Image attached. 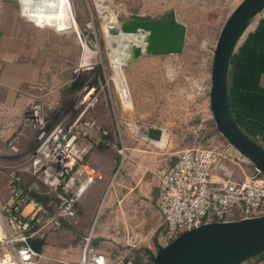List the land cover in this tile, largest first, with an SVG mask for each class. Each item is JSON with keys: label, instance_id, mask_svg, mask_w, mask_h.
<instances>
[{"label": "rangeland", "instance_id": "rangeland-1", "mask_svg": "<svg viewBox=\"0 0 264 264\" xmlns=\"http://www.w3.org/2000/svg\"><path fill=\"white\" fill-rule=\"evenodd\" d=\"M7 1L20 15L19 0ZM35 1L24 0L54 13L41 15L24 4L25 11L31 16L28 18L45 24H38L25 16L19 18L25 23L28 45L46 51L51 67L58 73V81L69 82L68 86H62L63 89L66 87L62 102L45 109L48 124L70 122L86 108L85 115L95 118L112 137V144L101 149L105 152L106 166L103 178L85 191L81 197L84 200L82 208L77 203V213L91 218L87 235L97 232V219L108 216L118 198L134 192L130 190L132 179L128 174V159L118 152L123 146L130 148L140 145L157 152L161 159H156L152 166L154 169L170 165L184 149L228 147L240 155V165L246 172H255L253 164L216 129L209 100L215 44L224 22L242 0ZM258 15L237 38L228 64V105L237 123L241 118L235 106L245 105L246 100L240 88L243 85V66L249 57L248 45L246 51L244 49L245 38L255 29ZM111 17L118 24L122 20L138 18L161 19L168 23L179 21L186 25V37L180 54L142 55L122 67L128 88L125 97L119 93L113 79L114 62L125 43L115 40L117 36L109 35L103 26ZM128 49L127 46L126 51ZM250 51L257 52V48L251 46ZM96 69L99 77L96 76ZM83 71L86 72L83 88L73 92L70 83L75 75ZM93 79L96 83L87 88L85 85H89ZM89 88L92 89L87 94ZM85 94L87 97L83 99ZM150 127L160 128L167 136L163 145L157 146L148 138L146 131ZM28 130L31 135L29 151L34 145L35 132ZM8 141L2 149L8 148ZM17 146L22 152L19 143ZM20 152L0 157V204L9 198L7 170L1 166L21 162ZM126 154L130 156L129 149H126ZM24 184L28 187L34 185L31 191L41 199H48L47 190L37 179L25 174ZM153 213V222L157 224L160 219L157 215L160 214L156 209H153ZM76 226L81 228L80 224ZM160 236L165 243L164 230ZM10 251L7 243H0V257Z\"/></svg>", "mask_w": 264, "mask_h": 264}, {"label": "built area", "instance_id": "built-area-1", "mask_svg": "<svg viewBox=\"0 0 264 264\" xmlns=\"http://www.w3.org/2000/svg\"><path fill=\"white\" fill-rule=\"evenodd\" d=\"M21 3L19 0L23 16ZM47 106L45 100H33L8 148L0 149V157L19 153V138L27 129L34 130L33 149H22L21 162L1 166L7 170L9 198L0 204V243H7L11 251L0 258L8 256L15 264H36V259L48 258L33 248L30 240H45L74 218L85 191L102 178L96 168L85 163V157L96 145L106 143L108 131L85 115L86 108L70 122L48 124ZM118 152L132 160L126 147ZM241 162L240 155L228 147L188 148L172 164L151 170L158 179L157 207L166 225L167 241L204 223L264 215V177L256 168L253 173L246 172ZM25 174L47 190L45 202L34 197V185L25 186ZM90 240L91 233L83 239L79 264H107L103 255L92 253ZM125 264L133 263L128 260Z\"/></svg>", "mask_w": 264, "mask_h": 264}, {"label": "crops", "instance_id": "crops-1", "mask_svg": "<svg viewBox=\"0 0 264 264\" xmlns=\"http://www.w3.org/2000/svg\"><path fill=\"white\" fill-rule=\"evenodd\" d=\"M25 5L41 15L54 13L32 4ZM258 14L255 29L245 38L244 49L246 51L248 45L249 57L243 66V85L240 87L246 97L245 105L235 107L239 110L241 121L238 123L242 131L264 147V8ZM19 18L23 17L9 1L0 0V149L19 129L24 111L33 100H45L49 106L59 104L66 89L62 86L69 85V82L58 81V73L51 67L46 51L28 45L25 23ZM251 46L257 48V52H251ZM30 136L28 130L19 138L23 151L29 148ZM139 146L126 147L132 159L126 164L132 179L130 190L134 192L118 198L111 213L97 219L98 230L91 235L92 253L103 255L107 264H125L131 259L133 264H151V255L157 252V247L168 244L160 236L166 227L161 215H157L160 216L157 224L152 215L153 209L158 212L159 187L151 170H154L152 166L156 159L161 157L157 152ZM104 148L95 146L85 157V163L96 168L102 178L106 172L105 152L101 151ZM83 202V199L79 201V207L82 208ZM79 224L81 228H77ZM90 224L91 218L86 214L76 213L60 230L44 240L40 251L48 258L36 259V264H79L83 239ZM238 264H264V251Z\"/></svg>", "mask_w": 264, "mask_h": 264}, {"label": "water", "instance_id": "water-1", "mask_svg": "<svg viewBox=\"0 0 264 264\" xmlns=\"http://www.w3.org/2000/svg\"><path fill=\"white\" fill-rule=\"evenodd\" d=\"M264 8V0H242L224 22L213 51L210 108L216 129L241 155L264 175V147L242 131L228 105V64L233 46L247 25ZM143 31L144 44H131L128 63L142 55L180 54L186 25L161 19L122 20L111 32ZM146 134L161 139L162 130L150 127ZM264 251V215L204 223L184 231L151 255V264H238Z\"/></svg>", "mask_w": 264, "mask_h": 264}, {"label": "bare ground", "instance_id": "bare-ground-1", "mask_svg": "<svg viewBox=\"0 0 264 264\" xmlns=\"http://www.w3.org/2000/svg\"><path fill=\"white\" fill-rule=\"evenodd\" d=\"M21 2H22L21 3L22 15L26 16V17H31L29 15V13L25 11L24 0H21ZM38 2L39 1H37V0L35 1V3H38ZM61 2L68 3L67 0H61ZM117 22L115 19H112V17H111V20L109 21V19H108V21H106L103 26H104L105 30L109 33V35L117 36V38H115V40L122 41L125 43L123 45V47H121L122 48L121 53H118L117 59H115V62H114V78H113L115 81L114 84H116V87H117L119 93L123 94L125 97L126 93H128V88H127V84H126V79H125L123 71H122V67H124V65L127 64V61L129 58V49L126 51V47L127 46L130 47V45L133 43L138 44L140 46H143L145 33L143 31H139L137 33L119 32V33L114 34L111 32V29L116 28L118 26ZM125 52H126V54H125ZM166 140H167V136L162 131L161 139L157 140L155 142H159V143H157V145L158 144L163 145ZM0 264H15V263H11L8 256H6L5 258H0Z\"/></svg>", "mask_w": 264, "mask_h": 264}, {"label": "trees", "instance_id": "trees-1", "mask_svg": "<svg viewBox=\"0 0 264 264\" xmlns=\"http://www.w3.org/2000/svg\"><path fill=\"white\" fill-rule=\"evenodd\" d=\"M168 22V21H167ZM174 23V22H172ZM95 73L97 74L96 76H100V73L97 71H95ZM84 74H86L85 71L83 72H80L78 73L77 75H75V77L73 78V80L71 81L70 83V86L71 87V90L74 92V91H80L82 88H83V85L85 83V77H84ZM96 83V80L93 79L92 82L89 84V85H85L87 88L89 86L93 87V85ZM68 87V88H69ZM90 89V88H89ZM248 101V100H247ZM247 103V102H246ZM248 105V103H247ZM232 113V112H231ZM107 141L108 143H105L104 144H99L98 146L101 147V146H107V145H110L112 144V137L111 135L107 137ZM262 174V173H261ZM34 197H36L38 200L42 201V202H45L46 199H41L39 195H37L36 193H33ZM76 213H77V204H76ZM65 225V223H64ZM63 225V226H64ZM30 244L33 246V248H35L36 250L40 251L42 246L45 244L44 240L43 239H32L30 240ZM90 244H91V241H90ZM41 252V251H40Z\"/></svg>", "mask_w": 264, "mask_h": 264}]
</instances>
